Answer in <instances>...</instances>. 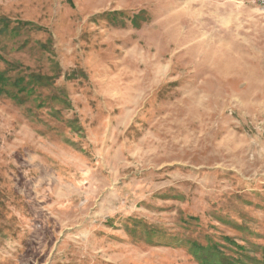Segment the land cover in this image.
I'll return each mask as SVG.
<instances>
[{
    "label": "rangeland",
    "instance_id": "rangeland-1",
    "mask_svg": "<svg viewBox=\"0 0 264 264\" xmlns=\"http://www.w3.org/2000/svg\"><path fill=\"white\" fill-rule=\"evenodd\" d=\"M0 73V264H264L263 6L0 0Z\"/></svg>",
    "mask_w": 264,
    "mask_h": 264
},
{
    "label": "trees",
    "instance_id": "trees-1",
    "mask_svg": "<svg viewBox=\"0 0 264 264\" xmlns=\"http://www.w3.org/2000/svg\"><path fill=\"white\" fill-rule=\"evenodd\" d=\"M6 79H7V77H4L3 74L0 73V93H3V92L4 93H9L10 92V90H8V88H7V85L9 87H11L12 89L14 87H17L18 88L17 90H19V92L22 91L25 88V86L23 84L21 86L19 84V83L23 82L22 81L23 79H21V78L14 79V81H11L12 79L11 80L10 79L6 80ZM10 81H11V83H10Z\"/></svg>",
    "mask_w": 264,
    "mask_h": 264
},
{
    "label": "bare ground",
    "instance_id": "bare-ground-1",
    "mask_svg": "<svg viewBox=\"0 0 264 264\" xmlns=\"http://www.w3.org/2000/svg\"><path fill=\"white\" fill-rule=\"evenodd\" d=\"M247 1H249L250 3L256 4V5H259V6H264V3L254 2L251 0H247Z\"/></svg>",
    "mask_w": 264,
    "mask_h": 264
},
{
    "label": "built area",
    "instance_id": "built-area-1",
    "mask_svg": "<svg viewBox=\"0 0 264 264\" xmlns=\"http://www.w3.org/2000/svg\"><path fill=\"white\" fill-rule=\"evenodd\" d=\"M251 1L259 2V3H264V0H251Z\"/></svg>",
    "mask_w": 264,
    "mask_h": 264
},
{
    "label": "crops",
    "instance_id": "crops-1",
    "mask_svg": "<svg viewBox=\"0 0 264 264\" xmlns=\"http://www.w3.org/2000/svg\"><path fill=\"white\" fill-rule=\"evenodd\" d=\"M250 3V2H249ZM251 4H253V3H251ZM259 6V5H258ZM264 7V6H263Z\"/></svg>",
    "mask_w": 264,
    "mask_h": 264
}]
</instances>
